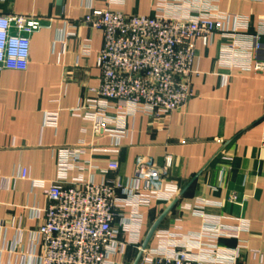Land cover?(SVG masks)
<instances>
[{
	"label": "crops",
	"instance_id": "1",
	"mask_svg": "<svg viewBox=\"0 0 264 264\" xmlns=\"http://www.w3.org/2000/svg\"><path fill=\"white\" fill-rule=\"evenodd\" d=\"M158 1L0 0V14L41 22L29 36L26 69L0 67V264L22 263L48 203L37 184L55 182L59 153L80 144L85 154L78 165L85 170H70L64 185L78 174L94 182L125 179L133 175L139 158L161 166L170 156L167 180L177 185L178 195L154 233L198 231L202 219L188 206L218 201L220 207H206L205 212L228 218L223 220L227 225L237 224L236 219L247 225L236 238H223L219 244L238 247L237 264H264V71L221 66L220 47L230 40L214 33L208 45L197 43L191 96L164 118L141 113L126 117V135L117 153L110 151L113 138L93 132L89 120L73 115L79 103L97 98L100 81L95 60L102 34L84 24V15L90 8L152 15ZM207 1L220 12L245 17L248 31L258 33L264 47V0ZM255 57L264 60V48ZM108 113L114 115L113 110ZM116 121L107 127L115 128ZM112 159L115 170L108 169ZM21 169L25 178L19 177ZM230 194L236 195L235 203L228 200ZM172 201L140 208V246ZM154 245L152 236L146 247ZM129 250L132 263L137 250Z\"/></svg>",
	"mask_w": 264,
	"mask_h": 264
},
{
	"label": "built area",
	"instance_id": "2",
	"mask_svg": "<svg viewBox=\"0 0 264 264\" xmlns=\"http://www.w3.org/2000/svg\"><path fill=\"white\" fill-rule=\"evenodd\" d=\"M83 22L102 34L95 60L100 81L97 98L79 103L72 112L89 120L93 132L113 138V153L126 135V117L141 113L164 118L185 104L192 94L196 44L208 45L214 33L231 41L220 47L221 66L264 71V60L255 57L264 48L260 35L248 31L245 17L220 12L207 0H159L152 15L90 8ZM40 27L35 17L0 14V67L25 70L29 36ZM115 121V128L107 127ZM84 154L82 144L62 150L56 181L37 184L48 203L21 264H125L121 258L128 248L140 249V208L154 201L170 202L178 195L177 185L167 180L170 156L161 166L139 158L133 175L125 179L94 182L78 174L64 185L70 170H85L78 165ZM116 168V160H110L108 169ZM19 177L25 178L26 170L21 169ZM228 200L235 203L236 195L230 194ZM220 206L210 200L188 206L201 217L200 229L157 230L155 245L144 248L136 264H237L238 247L225 248L219 242L236 238L247 225L238 219L227 225L223 220L228 218L205 212L206 207ZM19 241L20 233L16 244Z\"/></svg>",
	"mask_w": 264,
	"mask_h": 264
},
{
	"label": "water",
	"instance_id": "3",
	"mask_svg": "<svg viewBox=\"0 0 264 264\" xmlns=\"http://www.w3.org/2000/svg\"><path fill=\"white\" fill-rule=\"evenodd\" d=\"M176 202V200H173L162 212L161 214L157 217V219L151 224V226L149 227L147 233L145 234V237L141 243L140 249L137 252V255L135 256V259L133 260L132 264H136L141 251L148 245V243L151 240V237L153 236L154 231L156 230V228L158 227L159 223L164 219V217L168 214V212L170 211V209L172 208V206L174 205V203Z\"/></svg>",
	"mask_w": 264,
	"mask_h": 264
},
{
	"label": "rangeland",
	"instance_id": "4",
	"mask_svg": "<svg viewBox=\"0 0 264 264\" xmlns=\"http://www.w3.org/2000/svg\"><path fill=\"white\" fill-rule=\"evenodd\" d=\"M133 258V252L129 250L122 258L121 261L125 264H131V260Z\"/></svg>",
	"mask_w": 264,
	"mask_h": 264
}]
</instances>
